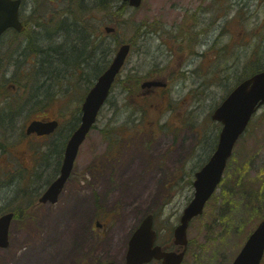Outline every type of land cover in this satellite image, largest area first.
Masks as SVG:
<instances>
[{"label": "rangeland", "instance_id": "1", "mask_svg": "<svg viewBox=\"0 0 264 264\" xmlns=\"http://www.w3.org/2000/svg\"><path fill=\"white\" fill-rule=\"evenodd\" d=\"M22 1L21 19L30 24L34 20L32 7L47 19L52 16H47L52 4L46 0ZM57 1L59 9L62 2ZM93 3L84 1L87 21L96 28L101 44L84 66L65 67L52 51L46 54L51 62L36 71L37 56L33 62L32 54L23 55V47H19L24 37L17 38L9 31L0 38V159L5 141L13 143L12 166H0V182L6 174L12 177L14 202L8 209L22 204L16 199L20 191L36 200L54 177L60 157L45 142L42 150L46 152L39 153L42 161L36 153V162L29 160L23 153L25 140L20 141L25 124L31 117L57 116L63 133H68L72 116L95 79L93 66L108 65L120 42L131 44L118 76L120 82L114 83L80 146L72 181L66 184L57 205L39 206L27 221L21 220L22 215L12 220L9 245L0 249V264H14L33 247L58 251L50 264L121 263L130 234L149 212L154 214L157 242H171L172 229L193 197L194 172L214 150L221 125L210 118L212 110L239 80L264 68V0H142L137 8H116L108 14ZM109 25L116 27L112 34L105 30ZM64 40L63 36L62 40L37 38L42 47L63 45ZM72 44L57 52L69 53ZM77 46H81L80 41ZM106 49L113 50L109 57L101 52ZM144 80L157 85L142 89ZM30 83L35 96L28 99ZM13 99L20 100L16 117L2 113L9 110L6 106L13 107ZM5 127L11 136L3 139ZM31 146L38 147L36 143ZM128 166L135 170L125 177L122 172ZM263 170L264 106L236 142L203 213L190 221L182 264H231L264 215ZM5 193L0 183V197ZM76 202H82L85 210L77 213L79 220L77 215L64 226L56 216ZM95 212L101 215L102 226L91 224ZM65 228L71 233L65 236L69 237L66 247H60L53 235Z\"/></svg>", "mask_w": 264, "mask_h": 264}, {"label": "water", "instance_id": "2", "mask_svg": "<svg viewBox=\"0 0 264 264\" xmlns=\"http://www.w3.org/2000/svg\"><path fill=\"white\" fill-rule=\"evenodd\" d=\"M122 1H127L130 6L138 7L142 0ZM20 2L21 0H0V35L8 28H14L17 31L23 30V24L19 19ZM106 31H113V28L106 27ZM129 48L127 43L119 46L109 66L97 77L87 92L81 106L80 123L66 143L60 173L40 197L41 202L57 200L70 175L78 149L95 123L98 111L124 64ZM151 84L155 83L148 81L143 85ZM261 104H264V70L256 72L236 84L211 114V118L219 121L222 127L213 153L208 161L195 172L193 197L184 207L179 223L173 229V243L177 245L176 250L165 251L155 244L157 234L153 229V216L148 214L141 220L128 241L124 264H143L153 258L160 259L161 264H181L187 247L188 224L193 217L203 212L206 201L221 180L227 159L231 155L236 140ZM56 126L57 121L55 120H33L27 126L26 132L47 134L52 132ZM11 218L12 213L0 216V247L8 245V227ZM263 253L264 219L254 227L231 264H259ZM104 264L116 263L110 261Z\"/></svg>", "mask_w": 264, "mask_h": 264}, {"label": "trees", "instance_id": "3", "mask_svg": "<svg viewBox=\"0 0 264 264\" xmlns=\"http://www.w3.org/2000/svg\"><path fill=\"white\" fill-rule=\"evenodd\" d=\"M35 1H42V0H35ZM48 3L52 4L50 5L49 10V18L47 19L46 16H42L38 8H33L31 11V17H34L33 24H30L29 20L26 18H23V24L25 26V29L23 32L18 33L14 30H10L11 34H13L15 37H24L22 41L19 44V47H23V55L27 53L28 55L32 54V61L35 62L34 57L37 56L36 60V71H41L44 69V65L47 62H51L46 58V54L51 53L52 51L57 54L58 61H61V65L67 66H84L88 63V59L97 52L101 40L98 39V35H96L97 30L96 28L90 26V24L87 21V18L89 17L86 14V6L84 5L85 0H60L62 2L60 8L58 9V1L56 0H46ZM59 1V2H60ZM91 3H93L94 7L98 10L106 11L107 14L111 12L112 9H118L122 10L126 8L125 3L117 5L119 0H90ZM60 2V3H61ZM66 2V3H63ZM70 3V5H68ZM24 3H22V6ZM53 9L55 12H53ZM23 15V14H22ZM26 19V20H25ZM62 36L64 37V43L63 45L73 42L72 46L69 48V53L66 52H57L58 49H60L63 45L62 43H58L50 46H40L37 42V38H48L51 39L53 37H59L62 40ZM78 41L81 42V46H77ZM113 50L106 49L105 51H101L102 54L107 55V57L110 56ZM108 60H106L107 62ZM106 65L97 66L94 65L92 68L93 71V77L95 78L104 68ZM116 82H120L119 79H116ZM132 85L135 84L134 81H132ZM26 86V85H25ZM29 91H28V99L33 98L35 96L34 92L30 89L31 83L28 85ZM11 103L13 104V107L6 106L9 110L3 111L5 113L10 114L11 116H17L19 114L20 109V100L13 99ZM2 110V109H1ZM6 110V109H5ZM78 111V110H77ZM73 119L75 121H78V117L74 114ZM245 168V165H244ZM262 179H264L262 177ZM257 202H261L262 199L256 198ZM264 216V215H263Z\"/></svg>", "mask_w": 264, "mask_h": 264}, {"label": "flooded vegetation", "instance_id": "4", "mask_svg": "<svg viewBox=\"0 0 264 264\" xmlns=\"http://www.w3.org/2000/svg\"><path fill=\"white\" fill-rule=\"evenodd\" d=\"M8 131H9V129L7 127H5V129L3 130V137H2L3 139L4 138H7V137L9 138V136H11V134ZM23 135H24L23 136L24 138H21L20 141L21 140H25V145L28 147V148H26L25 152H23V153L25 154V156L29 160H32L33 161V159H35V157H33V155L30 156L28 154L29 148H31V143L33 141H36V142L40 143L43 140H46V139H49L50 137H53L54 133H51L49 135H43V136H39V135H36V134H28V135L23 134ZM4 144H5L3 146V150H4L3 155L4 156H3V159H0V166L2 164H4L5 167L12 166L11 165L12 164V161L11 160H12V156L13 155H12L11 147H12L13 143H11L10 142V139H9V141L8 142L5 141ZM31 167L32 166H30L29 168H31ZM43 168H44V166H43ZM6 175L3 177V178H5V180H3L2 182H0L1 185L6 189V193L2 197H0V215L12 211V209H8V204L12 203V198H13L12 197V194H11L12 177H11V175H9V176L7 175L8 177ZM43 190H42V192H43ZM65 191H66V187H64L62 193H64ZM62 193L60 194V196L62 195ZM28 198H32V196H29ZM19 199L21 200V198H19ZM38 199H39V197H37V200ZM58 202H59V199L54 204H45V205H48V206L52 207V206L57 205ZM29 209L32 210V209H34V207H30ZM100 218H101V216L98 217L96 214H94L91 217V224H95L96 226H102V224L99 222L100 221ZM106 232L107 231H105V229H104V231H103L104 235H106ZM8 239L10 241V231H9ZM124 256H125V254L123 255L121 264L124 261Z\"/></svg>", "mask_w": 264, "mask_h": 264}, {"label": "bare ground", "instance_id": "5", "mask_svg": "<svg viewBox=\"0 0 264 264\" xmlns=\"http://www.w3.org/2000/svg\"><path fill=\"white\" fill-rule=\"evenodd\" d=\"M135 167L134 166H128L122 173L123 176L128 177L132 176L134 173ZM135 193V192H134ZM80 207V202H76L72 205V207L65 212H62L56 216V219L61 222L64 226L70 225L72 221L75 220L76 216L78 215V209ZM55 229V228H54ZM65 228L64 230L60 231L57 235H53V238H57V244L60 247H66L68 238L65 237L66 234L69 235V233L66 232ZM75 233H72V235ZM48 254V255H46ZM58 254L54 252L53 247L51 250L46 251L42 247H36V248H29L24 254H22L17 261L14 264H49L52 259H55Z\"/></svg>", "mask_w": 264, "mask_h": 264}]
</instances>
